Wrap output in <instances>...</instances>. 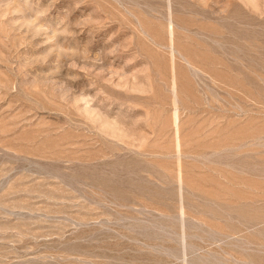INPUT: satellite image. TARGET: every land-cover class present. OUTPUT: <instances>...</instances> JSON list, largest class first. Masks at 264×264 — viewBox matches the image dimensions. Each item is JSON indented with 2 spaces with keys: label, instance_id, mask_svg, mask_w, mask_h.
Segmentation results:
<instances>
[{
  "label": "rangeland",
  "instance_id": "obj_1",
  "mask_svg": "<svg viewBox=\"0 0 264 264\" xmlns=\"http://www.w3.org/2000/svg\"><path fill=\"white\" fill-rule=\"evenodd\" d=\"M0 264H264V0H0Z\"/></svg>",
  "mask_w": 264,
  "mask_h": 264
}]
</instances>
